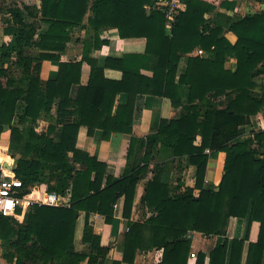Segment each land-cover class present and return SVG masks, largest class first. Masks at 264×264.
<instances>
[{"label": "trees", "instance_id": "16d2710c", "mask_svg": "<svg viewBox=\"0 0 264 264\" xmlns=\"http://www.w3.org/2000/svg\"><path fill=\"white\" fill-rule=\"evenodd\" d=\"M39 1V9L26 7L25 13L11 8L10 17L3 19L10 41L0 45V62L14 57L20 73L9 75L0 66V135L8 128L9 144L17 148L19 158L12 171L21 192L38 184L62 196L70 190V204L34 206L24 224L0 215L5 262L136 264L137 252L156 250L153 264H189L193 233H199L216 241L207 252L196 253L194 264H264V130L244 138L250 117L264 108V86L256 83L264 75V0H250L262 6L256 12L242 16L216 12L211 19L206 18L215 7L210 0H183L186 8L169 33L161 12L146 14L144 6L152 0ZM219 4L228 9L235 2ZM86 16L96 38L101 29L116 28L121 39L143 38L144 51L100 61L89 57L87 44L79 61H61L72 29L82 27ZM39 23L47 24L45 32H37ZM224 28L236 35L234 43L223 36ZM27 48L32 52L25 54ZM195 49L205 56H189ZM230 59L235 60L234 70L226 67ZM44 60L56 62L58 69L55 78L42 82ZM83 62L90 66L85 84L80 79ZM107 68L120 71V80L105 78ZM72 85H78L73 100ZM120 93L126 94V101L115 105ZM143 96L168 100L180 113L174 119L159 118L155 132L136 137L134 115L137 99ZM53 105L56 118L49 114ZM41 114L54 122L46 132L35 131ZM56 125L61 126L58 141L50 136ZM81 126L87 127L88 135L100 130L102 139L112 133L129 135L120 178H113L105 163L77 148ZM216 152H224L225 159L214 186L204 180L209 156ZM152 154L159 160L184 159L193 169V185L180 189V179L171 185L168 162L150 168ZM148 172L151 178L141 204L151 214L127 222L121 260L108 261V249L88 217L97 213L111 224L122 199V215L128 218L135 186ZM80 211L86 214L81 239L88 245L86 251L74 248ZM231 218L245 222L241 237L226 236Z\"/></svg>", "mask_w": 264, "mask_h": 264}, {"label": "crops", "instance_id": "0c3cea01", "mask_svg": "<svg viewBox=\"0 0 264 264\" xmlns=\"http://www.w3.org/2000/svg\"><path fill=\"white\" fill-rule=\"evenodd\" d=\"M13 0H8L9 3ZM214 4V10L206 14L207 19H211L216 12L226 14L228 16L237 15L241 10L252 11L261 9L262 6L258 2L250 0H210ZM235 2L230 8H225L220 6V2ZM17 5H11V7L19 8L25 11L24 8L39 9L40 1L39 0H20L17 2ZM241 5V6H239ZM10 6V5H9ZM5 7H2L0 4V45L2 43H8L10 41V36L5 35L3 32V27L6 24L3 22V19L10 17L8 10H4ZM145 12L147 15L150 12H154L155 9L152 6V3H149L144 6ZM186 8V6H185ZM185 10V9H184ZM26 13V11H25ZM90 14L87 13V16ZM87 16L82 24V27H77L72 29L70 36L71 39L67 43L65 51L61 55V61H79L83 55V47L88 44L90 46V51L88 53L89 57L96 60H102L105 57H121L124 53H142L145 47V40L143 38H128L121 39L116 28H103L98 33V37H95L94 31L87 26ZM37 32L43 33L47 28V24L39 23ZM166 27V26H165ZM167 33L170 29L165 28ZM223 36L227 38L231 43L236 41V35L223 29ZM95 43L99 46L94 47ZM205 56V53L200 49H195L189 54V56ZM14 57H11L9 61H3L1 67L11 70L10 66L14 64ZM226 67L230 70L235 69V60L230 59L226 63ZM57 63L44 60L41 62V68L39 71V77L42 82H45L49 79L55 78L57 73ZM19 75V71L13 69ZM81 84H85L89 74L90 66L83 62L81 66ZM142 73L150 76L151 72L148 70H142ZM16 75V74H13ZM17 75V76H18ZM104 76L107 79L111 80H120L122 74L116 69L107 68L104 70ZM263 76V75H262ZM257 85H263L256 80ZM260 88L257 87L258 91ZM78 92V85H72L69 91V98L71 100L76 98ZM183 92H186V88H183ZM126 101V94L120 93L117 95L115 100L116 104H123ZM138 109L134 115V126H133V135L136 137H145L149 133L156 131L158 127L159 118H168L174 119L179 116L180 108H172L168 100H163L155 96H143L137 99ZM114 110V109H113ZM50 116L56 118V107L53 105ZM51 118V119H52ZM72 121L73 119L70 118ZM50 120L45 114L36 120L38 127L35 128V131L41 129V132H46L47 127L50 125ZM54 123V122H51ZM264 130V108H262L259 113L250 117V123L246 127V133L244 138L250 136L251 131ZM61 134V126L56 125L54 131L50 134L55 141H58ZM9 142V131L3 132L0 136V147H8ZM129 145V135L122 133H112L109 138L102 139V132L98 129L94 130L92 135L87 134V127L81 126L77 132L76 146L80 150H83L89 153L92 156H95L99 162L105 163L107 168V173L113 178L118 179L121 177L123 171L125 170L127 164V151ZM209 153V152H208ZM225 159L224 152H216L209 156V159L205 168V183L212 184L217 186L221 176L222 168ZM167 161L170 167V184L176 185V180L180 179L182 185L180 189H183L185 186L193 185V169L191 167H185L186 161L184 159H178L174 157L165 156L159 160L157 155L152 154L150 157V168L153 167V164L156 162ZM181 163V164H180ZM178 165V166H177ZM13 169V167H11ZM178 168V169H177ZM180 168H183L180 170ZM151 178V173L148 172L147 176L141 179L135 186L134 199L132 207L129 213V217H123L122 213V199H120L116 205L114 211V217L111 224H106L104 217L92 213L89 215L88 219L93 228L94 234H97L101 237V245L107 247V260H121V246L123 241L124 233L127 231V222L130 221H142L150 216V212L141 204V198L145 195V188L147 181ZM34 190L39 192V195L42 196L47 193L46 185L40 184L32 187ZM35 194V193H34ZM68 195V204H70V190L67 191ZM66 195V197H67ZM36 206V205H34ZM34 206H31L25 210V212L18 214L16 217H11L20 224L26 223L27 214L32 210ZM86 214L84 211H80L78 218L75 224L74 230V248L77 251H86L88 245H85L81 242L83 235V228L85 224ZM245 222L242 220L237 221L235 218L229 220V225L226 231V236L228 238L241 237L244 232ZM199 238H205L199 233H193L191 249L202 246L203 242ZM207 240H212V238H207ZM4 252L3 242L0 240V259L2 260L0 264H8L2 258ZM156 250L149 252H137L135 256L136 264H148L150 260L151 264L155 262L156 259ZM125 264V263H123Z\"/></svg>", "mask_w": 264, "mask_h": 264}, {"label": "built area", "instance_id": "2783aa9c", "mask_svg": "<svg viewBox=\"0 0 264 264\" xmlns=\"http://www.w3.org/2000/svg\"><path fill=\"white\" fill-rule=\"evenodd\" d=\"M155 10L161 12L165 17V26L170 29L175 18L184 11L185 3L183 0H152ZM208 153V150H205ZM21 183L5 163L0 162V215L16 217L25 212L31 206H69L68 195L66 197L55 192H47L42 198L39 192L30 188L23 193L20 190ZM35 193V194H34Z\"/></svg>", "mask_w": 264, "mask_h": 264}, {"label": "rangeland", "instance_id": "374dc122", "mask_svg": "<svg viewBox=\"0 0 264 264\" xmlns=\"http://www.w3.org/2000/svg\"><path fill=\"white\" fill-rule=\"evenodd\" d=\"M20 0H13V1H10L9 3H5V2H8V0H0V4L2 7H5L4 10H9L11 8H15V7H11V5H17ZM10 5V6H9ZM241 6V5H239ZM257 10H261V9H257ZM257 10H252V11H244V10H241L239 11L238 13H236L238 16H242L244 14H250V13H253V12H256ZM32 20V19H31ZM32 48H27L25 50V54H29L32 52ZM10 69L9 72L10 74L9 75H13V74H16L14 76H17V72L16 71H13V69H16L15 68V65L13 64V66H10ZM257 81L260 83H264V75L259 77L257 79ZM13 124H17V117H15L13 119ZM38 127V124L36 123L35 125V128ZM9 131V135H10V130L8 128H6L3 132H7ZM2 132V133H3ZM37 132H41V129H39ZM1 133V134H2ZM1 136V135H0ZM1 146V145H0ZM206 153V152H205ZM208 154V153H207ZM165 157V156H164ZM19 158V155L17 153V148L16 146H10L9 142H8V147L6 148H2L0 147V162L2 163H5L6 167L8 169H10L11 167H15V164H16V160ZM181 164V163H180ZM178 166V165H177ZM171 167V166H170ZM185 167H188V164L186 163V166ZM178 169V168H177ZM183 168H180V170H182ZM206 184V183H205ZM39 185V184H38ZM30 191V190H29ZM201 239V241L203 242L202 246H199L197 247V250H200V251H204V252H207L209 249H211L213 247V245L215 244V241H216V238L212 237V240H207V238H199ZM196 247L194 249H191V253H190V257H189V264H194V259L196 257ZM2 260L0 259V262ZM152 261L150 260V262L148 264H151Z\"/></svg>", "mask_w": 264, "mask_h": 264}]
</instances>
